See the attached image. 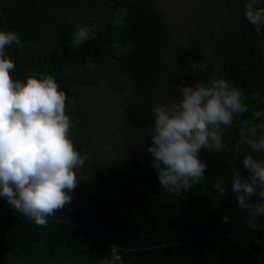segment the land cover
I'll use <instances>...</instances> for the list:
<instances>
[{"label": "trees", "instance_id": "trees-1", "mask_svg": "<svg viewBox=\"0 0 264 264\" xmlns=\"http://www.w3.org/2000/svg\"><path fill=\"white\" fill-rule=\"evenodd\" d=\"M247 0H206L197 37L207 39V56L193 76L207 84L215 77L240 88L249 111L237 116L223 133L222 151L202 150L205 179L179 197L159 184L147 153L151 113L132 107L137 89L159 87L177 101L180 73L159 72L162 52L173 35L164 11L155 0H0V31L16 32L23 47L5 48L15 64L12 79L26 82L34 74L53 76L68 97L79 100L80 89L100 79L114 95L106 111L96 106L71 107L78 132L70 138L84 154L93 137L94 115L116 116L120 106L123 128L139 144L130 147L129 160L116 162L104 156L87 158L76 169L78 186L72 203L64 209L87 217L124 238H149L176 232L216 227L247 217L238 209L231 191L233 171L243 170L240 161L251 150L241 145V128L264 123V29L257 33L245 19ZM264 7V0L254 5ZM76 25L93 29L95 38L74 45ZM190 42V41H188ZM187 42V43H188ZM193 43V42H192ZM193 47V46H192ZM146 51L153 54L146 58ZM151 97L157 94H149ZM149 97V96H148ZM79 103V102H77ZM259 113V116L255 114ZM105 114V115H104ZM229 161L234 163L229 164ZM223 182L227 194L220 197L214 184ZM257 198L253 197L255 201ZM11 209L0 198V211ZM228 216L229 223L222 218ZM231 237L172 244L147 250H114L90 233L67 223L48 220L47 227L22 220L0 227V264H264V222Z\"/></svg>", "mask_w": 264, "mask_h": 264}, {"label": "clouds", "instance_id": "clouds-1", "mask_svg": "<svg viewBox=\"0 0 264 264\" xmlns=\"http://www.w3.org/2000/svg\"><path fill=\"white\" fill-rule=\"evenodd\" d=\"M258 2L247 0L244 15L260 33L264 7H254ZM94 38L92 28L76 25L74 45ZM13 44L23 47L20 36L0 31V198L37 226L47 227L48 217L72 203L70 193L78 186L75 170L85 164L87 156L76 150L70 138L73 124L66 114L68 97L56 79L46 73L29 76L26 82L12 79L15 64L4 50ZM177 90V101L151 108L153 122L145 132L150 137L147 153L160 186L179 197L205 179L202 150L222 151L224 129L249 108L244 92L215 73L207 84L177 85ZM241 145L251 150L240 161L248 176L234 170L231 191L238 209L247 213L248 229L256 230L264 216V123L241 128L236 152ZM214 188L220 197L226 196L223 182ZM222 220L230 222L228 216Z\"/></svg>", "mask_w": 264, "mask_h": 264}, {"label": "rangeland", "instance_id": "rangeland-1", "mask_svg": "<svg viewBox=\"0 0 264 264\" xmlns=\"http://www.w3.org/2000/svg\"><path fill=\"white\" fill-rule=\"evenodd\" d=\"M155 1L160 2L165 13V23L168 25L169 32L173 35L171 43H169V40H164L168 43L169 48L164 49L162 52V64L158 73L164 69L180 73L182 85H191L195 83L193 76L201 68L203 60L207 56L206 49H204L207 45V39L197 37V29L201 20L200 14L203 12V5L206 0ZM152 55L146 51L145 59L152 57ZM136 94L131 100L132 107H140L142 110L143 104L144 113L148 114L151 113V108L154 105L169 104L174 101L162 94L159 87L151 90L137 89ZM149 94H157V100L155 96L151 97ZM80 96L82 97L79 100H72L66 108V114L70 116L73 124L70 131L72 136L78 130L73 123V115L70 113L71 107H89L85 112L93 110L94 113H97L96 106H98L106 111L104 107L110 106V102L112 103V99L116 95L107 89L103 81L97 79L92 82L90 87L80 89ZM117 106L116 112L119 115L107 117L104 114L106 119H100V121L98 115H94L93 121L90 122V124L95 125L93 137L87 151L82 155H86L87 158L104 156L119 163H126L129 160L130 147L139 144V139L133 138L130 132L123 128L121 109L119 105Z\"/></svg>", "mask_w": 264, "mask_h": 264}, {"label": "water", "instance_id": "water-1", "mask_svg": "<svg viewBox=\"0 0 264 264\" xmlns=\"http://www.w3.org/2000/svg\"><path fill=\"white\" fill-rule=\"evenodd\" d=\"M246 218L247 217H244L226 225L201 228L185 232H176L149 238L121 237L117 232H111L98 223L92 221L91 219L66 209L58 211L54 216L48 217V220L67 223L79 229H82L90 233L92 236L100 239L107 246L111 247L114 250L137 251L198 240L231 237L238 231L248 228L245 224ZM22 220L28 219L12 208L0 211V227ZM262 222H264V216H261L258 220L259 224Z\"/></svg>", "mask_w": 264, "mask_h": 264}]
</instances>
